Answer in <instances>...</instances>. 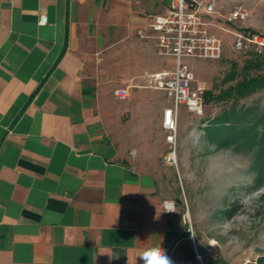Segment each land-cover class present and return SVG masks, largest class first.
Here are the masks:
<instances>
[{
  "label": "crops",
  "instance_id": "crops-1",
  "mask_svg": "<svg viewBox=\"0 0 264 264\" xmlns=\"http://www.w3.org/2000/svg\"><path fill=\"white\" fill-rule=\"evenodd\" d=\"M168 3L0 0V264H145L156 247L167 256L177 216L145 162L164 146L167 105L138 113L142 74L170 66L137 29ZM172 254L187 264L183 248Z\"/></svg>",
  "mask_w": 264,
  "mask_h": 264
},
{
  "label": "rangeland",
  "instance_id": "rangeland-1",
  "mask_svg": "<svg viewBox=\"0 0 264 264\" xmlns=\"http://www.w3.org/2000/svg\"><path fill=\"white\" fill-rule=\"evenodd\" d=\"M220 2L223 15L235 3H242L249 16L230 23L223 15L213 14L209 18L210 31L224 42L221 56L213 60L184 57L197 80L213 92L228 84L223 80L234 63L239 69L251 51L264 52V48L254 47L236 50L232 44L235 30L264 34V0ZM153 58L162 67L171 66L174 59L156 53ZM139 93L143 106L138 113L140 119H149L147 102L157 103L160 108L170 104L163 90L143 88ZM240 104L263 109L264 88L240 98ZM226 105V101H206L203 96L201 115L181 105L175 144L165 140L166 132L159 125L164 146L158 152L154 149L145 160L156 175L162 196L173 203L177 216L175 242L168 254L173 257L175 246L183 248L187 264L193 260L199 264H256L260 259L264 262V180L256 182L252 153L233 146L220 147L205 133L208 120Z\"/></svg>",
  "mask_w": 264,
  "mask_h": 264
},
{
  "label": "built area",
  "instance_id": "built-area-1",
  "mask_svg": "<svg viewBox=\"0 0 264 264\" xmlns=\"http://www.w3.org/2000/svg\"><path fill=\"white\" fill-rule=\"evenodd\" d=\"M223 4L220 0H169L166 12L157 14L145 27L138 28L141 37L152 36L157 54L170 56L172 65L156 72H144L141 86L163 90L170 104L162 110L161 126L166 132L165 140L175 144L177 134V118L181 105L189 111L201 115L203 113V96L206 86L197 80L192 68L184 57H197L213 60L221 56L224 49L222 38L210 31L212 15L222 16ZM225 19L236 23L249 16V10L242 3H235L228 10ZM46 16L40 17L45 22ZM149 32V33H148ZM232 44L236 50L254 47L264 48V34L247 33L241 30L232 31ZM119 87L114 90L117 98L128 96V88ZM168 205H174L167 201ZM171 264L177 261L169 253Z\"/></svg>",
  "mask_w": 264,
  "mask_h": 264
},
{
  "label": "trees",
  "instance_id": "trees-1",
  "mask_svg": "<svg viewBox=\"0 0 264 264\" xmlns=\"http://www.w3.org/2000/svg\"><path fill=\"white\" fill-rule=\"evenodd\" d=\"M240 66L233 64L224 77L228 83L218 92L207 89L205 100L226 101L218 115L208 120L205 133L220 147L233 146L238 150L252 153V168L256 172V182L264 180V108L238 105V100L264 88V52H250ZM262 259L256 264H262ZM264 264V262H263Z\"/></svg>",
  "mask_w": 264,
  "mask_h": 264
},
{
  "label": "clouds",
  "instance_id": "clouds-1",
  "mask_svg": "<svg viewBox=\"0 0 264 264\" xmlns=\"http://www.w3.org/2000/svg\"><path fill=\"white\" fill-rule=\"evenodd\" d=\"M145 264H171L168 256L164 255V250L160 247L152 248L144 253Z\"/></svg>",
  "mask_w": 264,
  "mask_h": 264
},
{
  "label": "bare ground",
  "instance_id": "bare-ground-1",
  "mask_svg": "<svg viewBox=\"0 0 264 264\" xmlns=\"http://www.w3.org/2000/svg\"><path fill=\"white\" fill-rule=\"evenodd\" d=\"M172 154V158H173V156H175L173 153H171Z\"/></svg>",
  "mask_w": 264,
  "mask_h": 264
}]
</instances>
